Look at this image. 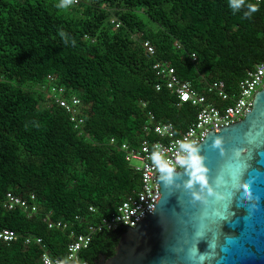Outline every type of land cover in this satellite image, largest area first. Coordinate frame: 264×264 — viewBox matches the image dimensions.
<instances>
[{"label":"trees","instance_id":"trees-1","mask_svg":"<svg viewBox=\"0 0 264 264\" xmlns=\"http://www.w3.org/2000/svg\"><path fill=\"white\" fill-rule=\"evenodd\" d=\"M63 2L0 0V229L42 237L56 257L65 256L70 240L68 232L48 229L47 214L85 232L140 188V175L111 138L137 146L150 112L177 134L194 121L196 107L156 89L155 62L201 91L222 81L235 93L264 61V1L245 0L259 5L248 16L228 0H80L70 14L60 13ZM43 85L81 100L80 130ZM8 192L35 194L39 212L6 210ZM120 237L98 231L84 258L95 264L113 256ZM39 254L22 240L0 241V264H39Z\"/></svg>","mask_w":264,"mask_h":264},{"label":"water","instance_id":"water-1","mask_svg":"<svg viewBox=\"0 0 264 264\" xmlns=\"http://www.w3.org/2000/svg\"><path fill=\"white\" fill-rule=\"evenodd\" d=\"M219 129L198 145L206 185L186 186V166L170 184L159 173L154 213L124 227L115 254L95 264H264V89L244 118Z\"/></svg>","mask_w":264,"mask_h":264},{"label":"built area","instance_id":"built-area-1","mask_svg":"<svg viewBox=\"0 0 264 264\" xmlns=\"http://www.w3.org/2000/svg\"><path fill=\"white\" fill-rule=\"evenodd\" d=\"M79 1H69L68 5L78 4ZM255 1L263 2L264 0ZM120 24V22H115L116 27H119ZM143 47L149 57L155 55V47L149 41H144ZM192 57L195 59V54ZM153 68L157 70L161 78L156 89L160 91L166 88L177 97L179 106L186 103L196 107L197 114L187 129L183 133L177 134L171 123L157 121L150 112L149 121L144 127L147 137L142 139L137 146L125 141L119 143L115 138L110 139V145L119 149L133 170L140 175L139 190L120 204L115 213L103 218L98 224L89 225L85 232H77L72 229V225L68 221L53 219L51 213L47 214L44 222L48 229L68 232L70 241L66 246L64 257L51 255L42 237L30 234L21 235L8 228L0 229L1 242L11 243L22 240L27 246L36 245L40 250L39 264H90L84 258L83 252L90 247L95 233L98 231L122 232L126 228H134L140 221L147 218L145 214L154 213V204L161 198V193H159L161 188L159 183H156L159 172L150 159V153L156 150L154 145H159V151L167 157L166 163L169 167L180 170L184 166V159L179 152L178 141L186 139L199 145L208 132H219V128L240 121L251 110L255 94L264 89V61L258 63L252 71H248L247 76L239 82L235 93L228 92L222 81L207 85L204 91H200L194 87L192 82L182 80L177 75L175 68L166 62L157 61ZM53 81L54 78L48 76V82L52 84ZM42 90L46 96L53 98L56 104L65 110L74 128L80 130L84 122L80 116L81 100L76 96L64 97L65 89L63 87L51 85L50 88H47L43 85ZM134 161L139 164H134ZM3 206L8 211L19 209L28 217L39 212L35 194H31L28 198H22L8 192ZM90 210L95 211L93 207ZM76 220L79 221V217H76Z\"/></svg>","mask_w":264,"mask_h":264},{"label":"clouds","instance_id":"clouds-1","mask_svg":"<svg viewBox=\"0 0 264 264\" xmlns=\"http://www.w3.org/2000/svg\"><path fill=\"white\" fill-rule=\"evenodd\" d=\"M69 0H64V2L57 7L64 8L67 7ZM229 7L235 11L241 8L243 5L246 9L244 12L245 16L250 15L252 12H255L259 5L256 3H246L245 0H228ZM214 145L220 144V139L215 138L213 141ZM178 148L180 149V153L185 161L184 168L186 166L189 180L187 181L188 187H190L193 183H198L202 188L206 185V174L207 169L205 168L202 157L199 154V146L195 144V142L190 140H180L177 143ZM155 151L150 153V159L152 164L156 166V170L159 173H162L160 176L161 180H164L166 183L170 184L172 182L173 173L176 171L175 168L169 167L166 163L167 157L163 156L159 151V145H154Z\"/></svg>","mask_w":264,"mask_h":264},{"label":"rangeland","instance_id":"rangeland-1","mask_svg":"<svg viewBox=\"0 0 264 264\" xmlns=\"http://www.w3.org/2000/svg\"><path fill=\"white\" fill-rule=\"evenodd\" d=\"M70 2H72L73 0H69ZM72 5H70V6H68V7H64V8H62V10L60 11V13H62V14H70V13H72L76 8H77V5L76 4H73V3H71ZM206 88H204V90H205ZM200 90V89H199ZM201 91V90H200ZM134 164H139V163H137V162H133Z\"/></svg>","mask_w":264,"mask_h":264},{"label":"flooded vegetation","instance_id":"flooded-vegetation-1","mask_svg":"<svg viewBox=\"0 0 264 264\" xmlns=\"http://www.w3.org/2000/svg\"><path fill=\"white\" fill-rule=\"evenodd\" d=\"M100 259V258H99Z\"/></svg>","mask_w":264,"mask_h":264}]
</instances>
